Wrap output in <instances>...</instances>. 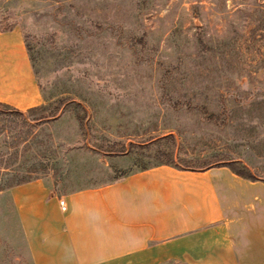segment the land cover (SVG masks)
<instances>
[{"label": "rangeland", "instance_id": "1", "mask_svg": "<svg viewBox=\"0 0 264 264\" xmlns=\"http://www.w3.org/2000/svg\"><path fill=\"white\" fill-rule=\"evenodd\" d=\"M7 25L41 102L0 105V264H32L6 191L23 180H111L161 148L180 165L238 159L264 179V0H0Z\"/></svg>", "mask_w": 264, "mask_h": 264}, {"label": "crops", "instance_id": "2", "mask_svg": "<svg viewBox=\"0 0 264 264\" xmlns=\"http://www.w3.org/2000/svg\"><path fill=\"white\" fill-rule=\"evenodd\" d=\"M38 98L20 35L0 28V103ZM6 191L32 264H264V181L226 165L157 162L65 190L36 176Z\"/></svg>", "mask_w": 264, "mask_h": 264}, {"label": "trees", "instance_id": "3", "mask_svg": "<svg viewBox=\"0 0 264 264\" xmlns=\"http://www.w3.org/2000/svg\"><path fill=\"white\" fill-rule=\"evenodd\" d=\"M10 26L11 25H7V26H3L0 28L7 29ZM0 105L4 106L6 108L5 110L13 111V112H16L17 114H21V112H22L20 109L13 107V106H9V105L4 104V103H0ZM59 106H61V108L73 109V113H74V116L78 122L79 129H80L81 133L84 135L85 130H86V126H85V120H84V113H81L83 110L82 104L78 101L68 100V101H63L62 105H59ZM59 106L55 105L53 112L48 113V114L54 115L56 113L57 109L60 108ZM199 107L201 108L202 112L205 113L206 119L212 118L214 121L218 122L217 121L218 120L217 115L215 113L206 112V109L204 106H199ZM32 108H36V106H32V107H29L27 109H32ZM220 111L223 113V115H225L224 113L227 111L223 104L221 105ZM221 122H222V120H221ZM155 157L157 158L158 163L169 164V165H172L178 169H182V168H186V169L203 168V167H194V166L186 165V164L185 165L177 164L175 162V159H174V156H173L171 149L165 150L164 148H161L158 151H156ZM221 164L226 165L233 173L240 175L242 177H245L248 179L258 178V177H255V175H253L251 173L250 169L244 163L239 161L238 159H230L227 161H223L221 163H217V165H221ZM144 167L145 166H142L140 168H144ZM260 179H262V178H260ZM262 180L264 181V179H262Z\"/></svg>", "mask_w": 264, "mask_h": 264}, {"label": "built area", "instance_id": "4", "mask_svg": "<svg viewBox=\"0 0 264 264\" xmlns=\"http://www.w3.org/2000/svg\"><path fill=\"white\" fill-rule=\"evenodd\" d=\"M58 204H59V207H60L61 209H64V208H65V204H64L63 199L58 198Z\"/></svg>", "mask_w": 264, "mask_h": 264}]
</instances>
